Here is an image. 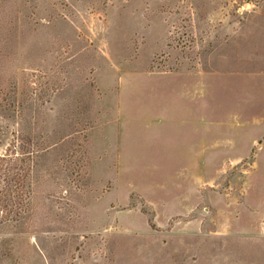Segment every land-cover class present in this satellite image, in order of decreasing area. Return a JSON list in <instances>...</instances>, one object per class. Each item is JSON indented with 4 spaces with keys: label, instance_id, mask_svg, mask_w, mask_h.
<instances>
[{
    "label": "rangeland",
    "instance_id": "1",
    "mask_svg": "<svg viewBox=\"0 0 264 264\" xmlns=\"http://www.w3.org/2000/svg\"><path fill=\"white\" fill-rule=\"evenodd\" d=\"M22 149L0 264H264V0H0Z\"/></svg>",
    "mask_w": 264,
    "mask_h": 264
},
{
    "label": "trees",
    "instance_id": "2",
    "mask_svg": "<svg viewBox=\"0 0 264 264\" xmlns=\"http://www.w3.org/2000/svg\"><path fill=\"white\" fill-rule=\"evenodd\" d=\"M34 159L35 154H29L28 157L24 149L21 153L8 150L5 154H0V241L4 244L9 242L7 235L24 224L29 214L30 193L27 180Z\"/></svg>",
    "mask_w": 264,
    "mask_h": 264
}]
</instances>
